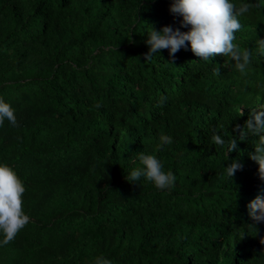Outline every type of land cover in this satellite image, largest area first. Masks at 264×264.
I'll use <instances>...</instances> for the list:
<instances>
[{
    "label": "trees",
    "instance_id": "trees-1",
    "mask_svg": "<svg viewBox=\"0 0 264 264\" xmlns=\"http://www.w3.org/2000/svg\"><path fill=\"white\" fill-rule=\"evenodd\" d=\"M232 2L251 5L235 35L256 45L264 0ZM170 3L0 0V97L19 125L0 127V163L24 181L30 216L0 264H264V223L248 208L264 181L224 77L232 59L200 61L190 46L174 63L168 50L145 59L151 25L179 27ZM141 151L174 173L171 190L126 180Z\"/></svg>",
    "mask_w": 264,
    "mask_h": 264
},
{
    "label": "clouds",
    "instance_id": "clouds-1",
    "mask_svg": "<svg viewBox=\"0 0 264 264\" xmlns=\"http://www.w3.org/2000/svg\"><path fill=\"white\" fill-rule=\"evenodd\" d=\"M250 7V4L237 7L232 0H171L169 12L179 18V27L169 25L157 30L151 25L152 30L146 41L149 52L145 59L168 50L174 63L176 54L181 49L188 50L189 46L200 61H209L217 56L232 59L225 65L224 77L232 82L233 90L240 95V112L246 116L247 133L244 135L255 136L249 159L258 165V177L264 181V32L259 29L261 39L249 47L243 46L241 39L236 40L235 35L242 29L240 17ZM182 28L188 31H181ZM215 71L219 74V67ZM252 103L254 105L250 106ZM5 121L13 127L19 126L16 110L0 97V127L4 126ZM212 139L216 144L224 143L218 134ZM160 143L162 146L170 145L173 140L170 136L161 135ZM237 147L238 144L233 141L232 151H236ZM136 161L140 166L128 174L126 180L130 184H138L144 178L160 191L171 190L175 186L176 176L171 170L165 171L162 161L155 154L141 151L135 154L133 163ZM242 170V162L236 159L228 164L226 174L232 179ZM25 192V183L18 173L7 162L0 163V236L3 237L0 246L14 240L30 222V216L23 208ZM248 208L256 224L264 223V199L257 197L249 203ZM248 228H254L258 235L259 230L255 225ZM261 243L264 244V239H261ZM94 264H111V261L100 255L95 258Z\"/></svg>",
    "mask_w": 264,
    "mask_h": 264
}]
</instances>
